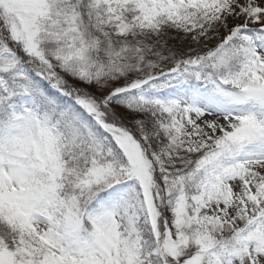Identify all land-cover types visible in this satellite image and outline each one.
Returning a JSON list of instances; mask_svg holds the SVG:
<instances>
[{
  "label": "snow or ice",
  "instance_id": "obj_1",
  "mask_svg": "<svg viewBox=\"0 0 264 264\" xmlns=\"http://www.w3.org/2000/svg\"><path fill=\"white\" fill-rule=\"evenodd\" d=\"M0 264H264V0H0Z\"/></svg>",
  "mask_w": 264,
  "mask_h": 264
}]
</instances>
